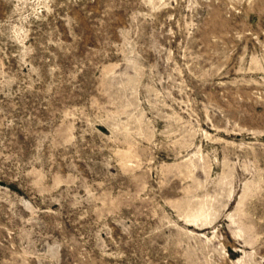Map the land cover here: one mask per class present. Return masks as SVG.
<instances>
[{"label":"rangeland","instance_id":"rangeland-1","mask_svg":"<svg viewBox=\"0 0 264 264\" xmlns=\"http://www.w3.org/2000/svg\"><path fill=\"white\" fill-rule=\"evenodd\" d=\"M0 264H264V0H0Z\"/></svg>","mask_w":264,"mask_h":264}]
</instances>
